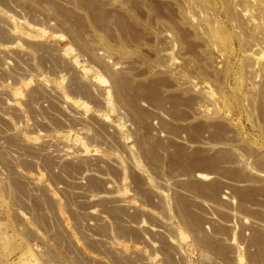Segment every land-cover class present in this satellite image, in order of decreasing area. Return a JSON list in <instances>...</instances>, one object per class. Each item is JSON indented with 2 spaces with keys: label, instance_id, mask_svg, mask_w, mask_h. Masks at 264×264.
<instances>
[{
  "label": "rangeland",
  "instance_id": "obj_1",
  "mask_svg": "<svg viewBox=\"0 0 264 264\" xmlns=\"http://www.w3.org/2000/svg\"><path fill=\"white\" fill-rule=\"evenodd\" d=\"M0 16L30 44L3 55L32 53L31 42L51 47L56 58L28 69L51 72L35 84L47 82L46 103L63 106L48 141L13 142L21 154L47 155L38 174L2 180L13 181L15 196L0 192V264H18L29 249L37 264H165L173 254L191 263L170 207L159 227L146 224L143 244L146 164L152 179L143 136L191 152L221 146L249 170L242 146L264 160V0H0ZM221 134L238 138L212 142ZM107 220L115 238L96 241L94 253V226Z\"/></svg>",
  "mask_w": 264,
  "mask_h": 264
},
{
  "label": "crops",
  "instance_id": "obj_2",
  "mask_svg": "<svg viewBox=\"0 0 264 264\" xmlns=\"http://www.w3.org/2000/svg\"><path fill=\"white\" fill-rule=\"evenodd\" d=\"M31 43L32 53L28 47L26 52L20 49L24 54L19 53L16 59L9 54L3 55L4 47L30 44L11 33L0 16V192L9 189L15 192L13 181L12 184L2 181L5 175H36L41 160L47 155L34 149L21 154L13 149V142L44 143L49 140L50 128L63 122L59 110L63 106L56 102L46 103L50 100L48 83L43 81L36 85L34 81L51 72L28 69L30 62L42 65L56 57L51 54V47ZM12 61L25 65L13 68ZM237 138L221 134L212 142L228 144L236 142ZM217 149L191 152L180 145L172 146L160 137L143 136V158L148 160L152 175L150 179L146 174V164L147 172L143 170V244H149L144 235L146 224L159 227L156 224L162 221L167 206L187 240L192 258L188 264H264V178L261 177L264 176V160L256 148L242 146V153L252 158L249 170L236 166L231 151L221 146ZM163 174L171 180L166 188L160 184ZM21 188L22 191L30 190L28 185H21ZM131 218L128 213L124 224L130 223ZM107 225V228L94 226L89 236L94 241L88 248L92 252H99L96 241L114 240L115 223L107 220ZM123 238L126 239V234ZM153 253L158 255L159 251L152 247L150 254ZM20 255L18 264L38 263L32 249ZM170 257L171 261L165 264H178L174 254Z\"/></svg>",
  "mask_w": 264,
  "mask_h": 264
}]
</instances>
